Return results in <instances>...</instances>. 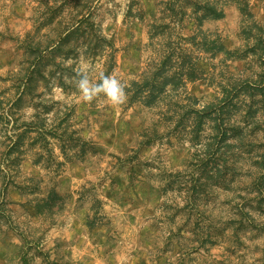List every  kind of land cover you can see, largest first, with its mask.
<instances>
[{
    "label": "rangeland",
    "instance_id": "obj_1",
    "mask_svg": "<svg viewBox=\"0 0 264 264\" xmlns=\"http://www.w3.org/2000/svg\"><path fill=\"white\" fill-rule=\"evenodd\" d=\"M175 17L166 32L199 27L232 56L185 44L202 75L158 107L81 101L82 66L128 86ZM226 95L225 138L205 117L194 138L193 111ZM65 108L83 158L50 135ZM0 264H264V0H0Z\"/></svg>",
    "mask_w": 264,
    "mask_h": 264
},
{
    "label": "trees",
    "instance_id": "obj_2",
    "mask_svg": "<svg viewBox=\"0 0 264 264\" xmlns=\"http://www.w3.org/2000/svg\"><path fill=\"white\" fill-rule=\"evenodd\" d=\"M192 4L193 12H196L198 9H202L203 17L207 18H219L223 16L222 9H218L215 5L206 3L202 6L196 5L194 3H184L183 5H178L177 8L179 10H183L187 5ZM169 9L172 13L177 14V10L174 5L168 4ZM236 5L244 16H248V5L246 2L236 1ZM183 12V11H182ZM202 19V18H200ZM199 19V21H201ZM183 18L177 19H169V21H163L159 24L161 26L162 31L157 32L156 30L150 31L149 39L151 41L156 40L157 46V62L154 63V66L151 70L143 71L140 75H138V80H133L126 86L125 91L127 93V104H130L134 101H138L141 104L147 107H158L164 102V92L168 86L172 88H177L182 85L187 80L197 79L202 75V69L198 67L196 61L199 57L194 55L191 51V48L185 46V44H189L192 48H197L199 52H207L208 50L214 49L217 51H224L227 55L232 56L228 53L226 49L219 43L212 42V46H210V41L207 39V35L203 32L199 27L196 29L197 32L192 33L189 36H181L178 34H173L172 32H166L165 29L170 26V24H174V22H181ZM202 22V21H201ZM200 25V24H199ZM150 27L157 28L156 24H151ZM77 29V27H76ZM73 33V32H72ZM227 95L222 99H216L218 102L217 105L209 104L205 108L201 110H194V122L192 125V131L194 138L199 137L200 127L202 125V120L205 118H211L212 121H219L216 132L219 135V140H223L226 136V127L224 128L223 123L224 120L220 118V115L223 113V110L227 105ZM168 106V105H167ZM214 115V117H210V115ZM175 115V110L173 108L170 109L168 107L166 112H162L160 116V120L164 123H167L173 120ZM60 121L58 125H62L63 123V133H58L57 130H51L50 135L53 138L58 139L61 143L60 149L63 153L68 150L71 152L76 146L77 151L72 154H69V158L78 159L83 158L86 154L91 150L87 143H82L81 145L73 144L67 145L65 144L66 132L68 127V119L71 116L70 109L65 108L61 111ZM73 134H76L72 131ZM69 141H74L73 135H68ZM78 138V137H77ZM79 139V138H78ZM77 139V140H78ZM68 148V149H67ZM67 155V153H66Z\"/></svg>",
    "mask_w": 264,
    "mask_h": 264
},
{
    "label": "clouds",
    "instance_id": "obj_3",
    "mask_svg": "<svg viewBox=\"0 0 264 264\" xmlns=\"http://www.w3.org/2000/svg\"><path fill=\"white\" fill-rule=\"evenodd\" d=\"M75 87L79 92L81 101L92 103L97 97H103L113 106H119L126 102V84L116 75L101 72L96 81L90 79L87 65L82 66L76 73Z\"/></svg>",
    "mask_w": 264,
    "mask_h": 264
}]
</instances>
